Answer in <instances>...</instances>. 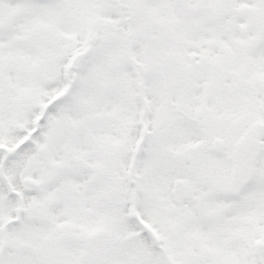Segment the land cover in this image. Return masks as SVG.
I'll return each instance as SVG.
<instances>
[{
    "label": "snow or ice",
    "instance_id": "6c2138e0",
    "mask_svg": "<svg viewBox=\"0 0 264 264\" xmlns=\"http://www.w3.org/2000/svg\"><path fill=\"white\" fill-rule=\"evenodd\" d=\"M0 264H264V0H0Z\"/></svg>",
    "mask_w": 264,
    "mask_h": 264
}]
</instances>
